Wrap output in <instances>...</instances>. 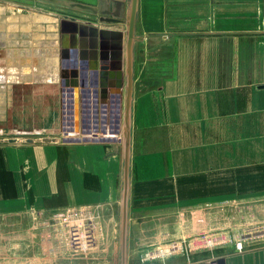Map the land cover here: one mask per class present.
I'll use <instances>...</instances> for the list:
<instances>
[{"label": "crops", "instance_id": "0c3cea01", "mask_svg": "<svg viewBox=\"0 0 264 264\" xmlns=\"http://www.w3.org/2000/svg\"><path fill=\"white\" fill-rule=\"evenodd\" d=\"M71 1L93 11L86 20L118 29L101 18H120L119 0ZM136 35L129 221L145 212L264 198V0H139ZM60 50L59 42L37 49V84L47 86L42 92L52 136H62ZM122 63L126 83V45ZM117 93L109 87L105 96L99 88L82 94L80 86L69 85L68 126L79 129L83 123L89 136L102 124L109 132L122 130L125 87ZM118 137L119 142L1 141L0 216L30 219L37 210V232L50 236L71 222L84 227L91 214L101 211L105 219L106 211L120 210L124 149L122 133ZM38 237L50 249L41 250L37 264H57L58 239ZM218 256L226 264H264V245L213 251L203 260Z\"/></svg>", "mask_w": 264, "mask_h": 264}, {"label": "rangeland", "instance_id": "374dc122", "mask_svg": "<svg viewBox=\"0 0 264 264\" xmlns=\"http://www.w3.org/2000/svg\"><path fill=\"white\" fill-rule=\"evenodd\" d=\"M72 2L0 0V51H5L0 52V68L7 71L11 60V68L28 67L25 72L29 76L17 79L19 72H15V80L0 82V142L15 139L11 143L23 144L30 143V138L42 142L45 136L54 137L48 132L49 116L45 114L49 102L42 91L47 86L37 84L33 76L37 75V49L59 42V17L54 13L79 15L84 20L94 16L93 11ZM124 2L121 19L126 18L129 0ZM47 16L56 19L55 28L51 20L40 19ZM117 26L126 28L123 23L112 27ZM101 215L91 214L84 227L77 222L56 227L50 236L49 232H37L41 229L37 226V210L29 213L30 219L1 215L0 264H37L41 250L50 249V244L37 236L58 239L54 246L57 264H120L121 209L106 211L105 219ZM104 221L105 225H101ZM129 224L128 264L201 261L213 251L242 252L264 245V198L205 204L190 210L145 212L133 216Z\"/></svg>", "mask_w": 264, "mask_h": 264}, {"label": "water", "instance_id": "95a60500", "mask_svg": "<svg viewBox=\"0 0 264 264\" xmlns=\"http://www.w3.org/2000/svg\"><path fill=\"white\" fill-rule=\"evenodd\" d=\"M139 0H129L127 15L121 18H101V21L126 24L125 30L110 29L100 27L99 24L78 18L74 15L65 13H54L59 17V45L61 60V121L58 134L62 136L42 138V142H119L118 135L122 133L124 157H123V190L121 202V254L120 264H128V236H129V193H130V166H131V107L133 100L134 86V64L133 50L135 42L138 40L136 35V21ZM118 11L125 8V2L119 0L116 3ZM38 10L50 14L51 11L38 8ZM53 13V12H52ZM119 15V12H114ZM126 45L127 51V81L124 82L122 69L123 53ZM70 71V72H69ZM90 73V79L88 78ZM71 74L72 80H67ZM80 86L81 92L94 89L97 93L98 88L101 94L107 93L109 87H115L117 94H123L125 87V114L123 116V128H112L107 131L103 124L94 129V134L85 129L83 123L78 129L69 127L65 116L67 103V87ZM97 132L101 135L98 136ZM79 133L84 136H71ZM87 135V136H86ZM15 142V139H9ZM28 142H34L28 139ZM192 264H226L225 256H218L209 260H203Z\"/></svg>", "mask_w": 264, "mask_h": 264}, {"label": "bare ground", "instance_id": "6f19581e", "mask_svg": "<svg viewBox=\"0 0 264 264\" xmlns=\"http://www.w3.org/2000/svg\"><path fill=\"white\" fill-rule=\"evenodd\" d=\"M38 18H40V17H38ZM41 20L42 19H46L47 21H50L51 20V22L52 23H54V28H55V26H56V24H57V21H56V19H54V18H52V17H41L40 18ZM39 19V20H40ZM54 20V21H53ZM39 22V21H38ZM52 29V28H51ZM110 29H113V28H110ZM1 55V54H0ZM55 59V58H54ZM11 60H9V62H7V64H9V67L7 68V71L5 70V68H0V82H5L6 80L7 81H9V80H15L16 79V77H15V72H19V76H18V78L17 79H19V77L21 78V80H23V79H25L26 77H29V76H26L27 74V71L25 72V70H26V68H28V67H23V68H21V66L19 67V68H21L20 70H17L18 68H11V62H10ZM51 62H52V60H51ZM55 62V61H54ZM0 64H3V62H2V60L0 61ZM55 68V67H54ZM9 72H11V73H9ZM46 72V71H45ZM55 73V72H54ZM38 74H39V72H38ZM28 75H30V74H28ZM33 76V75H32ZM56 77V76H55ZM32 78V77H31ZM33 79H37V75L36 76H33ZM42 79V78H41ZM55 80V79H54ZM18 81V80H17ZM209 243H213V240H210L209 241ZM162 253V252H161Z\"/></svg>", "mask_w": 264, "mask_h": 264}]
</instances>
